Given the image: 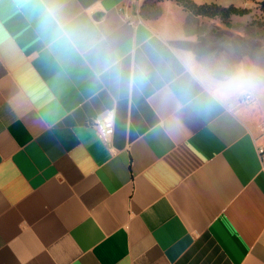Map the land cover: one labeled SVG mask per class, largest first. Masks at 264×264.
Listing matches in <instances>:
<instances>
[{
    "label": "crops",
    "instance_id": "1",
    "mask_svg": "<svg viewBox=\"0 0 264 264\" xmlns=\"http://www.w3.org/2000/svg\"><path fill=\"white\" fill-rule=\"evenodd\" d=\"M36 4L0 0V264H264L255 111H185L177 122L158 81L117 89L83 49L49 47ZM65 7L126 69L161 41L206 46L186 27L200 15L177 6L160 25L162 11L151 22L139 0ZM107 112L104 140L89 120Z\"/></svg>",
    "mask_w": 264,
    "mask_h": 264
},
{
    "label": "clouds",
    "instance_id": "2",
    "mask_svg": "<svg viewBox=\"0 0 264 264\" xmlns=\"http://www.w3.org/2000/svg\"><path fill=\"white\" fill-rule=\"evenodd\" d=\"M35 7L37 30L49 47L83 49L95 58L97 78H107L117 89L143 90L158 81L157 100L176 115L177 122L185 111L200 115L217 109L234 111L264 99V65L250 56H238L230 48L197 55L169 49L161 41L149 45L126 69L102 36L70 17L65 0H37Z\"/></svg>",
    "mask_w": 264,
    "mask_h": 264
},
{
    "label": "rangeland",
    "instance_id": "3",
    "mask_svg": "<svg viewBox=\"0 0 264 264\" xmlns=\"http://www.w3.org/2000/svg\"><path fill=\"white\" fill-rule=\"evenodd\" d=\"M171 1V2H169ZM193 1V0H192ZM261 0H199L197 3H216L221 6L233 4L238 7H245L249 12L230 17L236 21L233 27L225 28V24L220 16L209 17L199 16L197 19L189 18L186 20L188 31H196L197 36L204 39L206 46L198 52L197 55H202L209 52L224 51L230 48L231 51L238 56H250L252 59L264 65V13L260 8ZM175 0H139L138 13L149 18L151 22L158 17V10L162 11L158 24H162L163 20L171 21L172 14L175 13L176 6L183 12V17L188 8H184ZM144 7H147L145 10ZM149 7V8H148ZM164 9V11L162 10ZM147 11L149 12L147 14ZM185 11V12H184ZM182 17V19H183ZM181 19V20H182ZM224 26V28H222ZM255 111V116L258 118V126L264 125V99L259 102L249 103Z\"/></svg>",
    "mask_w": 264,
    "mask_h": 264
},
{
    "label": "trees",
    "instance_id": "4",
    "mask_svg": "<svg viewBox=\"0 0 264 264\" xmlns=\"http://www.w3.org/2000/svg\"><path fill=\"white\" fill-rule=\"evenodd\" d=\"M177 3L182 5L184 8H188L193 13L198 15H204L209 17L220 16L225 26L231 27L232 21L230 16L232 14L241 15L249 12L248 8L238 7L233 4L228 6H221L216 3H201L197 4L192 0H175ZM261 11L264 13V0L260 1Z\"/></svg>",
    "mask_w": 264,
    "mask_h": 264
},
{
    "label": "built area",
    "instance_id": "5",
    "mask_svg": "<svg viewBox=\"0 0 264 264\" xmlns=\"http://www.w3.org/2000/svg\"><path fill=\"white\" fill-rule=\"evenodd\" d=\"M89 123L96 128V130L104 140H108L114 132V119L111 112H107L106 115H97L91 118L89 120ZM261 130L264 134V125L261 127ZM258 150L264 165V148L262 146H259Z\"/></svg>",
    "mask_w": 264,
    "mask_h": 264
},
{
    "label": "water",
    "instance_id": "6",
    "mask_svg": "<svg viewBox=\"0 0 264 264\" xmlns=\"http://www.w3.org/2000/svg\"><path fill=\"white\" fill-rule=\"evenodd\" d=\"M99 15H100L99 13H96V14L94 15V17L97 18V17H99Z\"/></svg>",
    "mask_w": 264,
    "mask_h": 264
}]
</instances>
